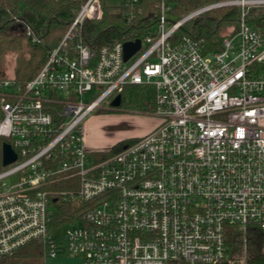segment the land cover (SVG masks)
I'll use <instances>...</instances> for the list:
<instances>
[{"label":"built area","instance_id":"1","mask_svg":"<svg viewBox=\"0 0 264 264\" xmlns=\"http://www.w3.org/2000/svg\"><path fill=\"white\" fill-rule=\"evenodd\" d=\"M117 1L141 40L130 59L125 41L67 40L101 17L102 1L87 0L33 79L0 80V258L38 239L46 257L68 250L83 264H250L249 228L264 233V25L249 11L264 0H213L179 18L177 0H157L139 23L143 0ZM220 8L238 10L237 28L205 53L190 23ZM128 84L153 87L159 122L99 158L85 119ZM228 226L242 234L232 253Z\"/></svg>","mask_w":264,"mask_h":264},{"label":"trees","instance_id":"2","mask_svg":"<svg viewBox=\"0 0 264 264\" xmlns=\"http://www.w3.org/2000/svg\"><path fill=\"white\" fill-rule=\"evenodd\" d=\"M87 0H0V55L9 52L29 51V58L15 72V79L24 86L33 79L46 63L50 51L56 48L66 36L70 26ZM102 1V14L98 19H85L79 29L78 37L67 40H84L94 47L111 45L119 41H128L133 35L131 24L127 23V7L119 4L109 6ZM157 0H143L136 22L146 21L147 16L155 13ZM175 14L182 17L192 9L210 3L213 0H177ZM256 20L264 25V8L252 9ZM238 10L220 8L207 12L190 23L193 34L197 37L205 53L221 47V29L227 23L236 21ZM33 35H29L26 27ZM186 28V26H185ZM142 30V29H141ZM36 38L38 41L33 40ZM6 77L0 78V80ZM123 105L129 109L146 110L154 101L155 92L150 85H131L123 87L120 92ZM124 145L118 142L108 151H97L99 158L109 156ZM63 184L60 185L62 187ZM60 212L53 218V226L64 222L65 214L71 209L69 203L58 204ZM227 242L230 253L240 247L242 234L236 226L227 227ZM256 227H250L248 233L250 264H264V235ZM0 264H44V248L41 240H33L18 248L10 255L0 258Z\"/></svg>","mask_w":264,"mask_h":264},{"label":"rangeland","instance_id":"3","mask_svg":"<svg viewBox=\"0 0 264 264\" xmlns=\"http://www.w3.org/2000/svg\"><path fill=\"white\" fill-rule=\"evenodd\" d=\"M105 1L109 6L117 7L119 5L117 0ZM175 18L178 17L175 16ZM232 27L237 28L236 21L227 22L221 29V35L229 32ZM28 58L29 51L27 50L0 55V78L15 79L17 67ZM94 96L95 90L85 93L82 97L86 101L91 100ZM113 98L104 101L102 106L89 114L84 122L85 141L97 143L102 151L110 150L118 142L126 145L137 141L138 138L145 136L150 129L152 130L153 124L157 125L159 122L153 114V101L148 104V109L136 110L127 108L123 102L119 107H113L111 105ZM91 156L93 157L92 153ZM51 210H56V206L52 205ZM44 264H83V260L80 255L62 250L56 257H46L44 254Z\"/></svg>","mask_w":264,"mask_h":264},{"label":"water","instance_id":"4","mask_svg":"<svg viewBox=\"0 0 264 264\" xmlns=\"http://www.w3.org/2000/svg\"><path fill=\"white\" fill-rule=\"evenodd\" d=\"M262 23H257V26L261 27ZM141 47V40H128L123 43L124 48V59H130ZM122 96L121 94H117L113 100L111 101V105L113 107H119L121 105ZM3 153H4V164H9L13 162L17 155L10 144L4 143L3 145Z\"/></svg>","mask_w":264,"mask_h":264},{"label":"crops","instance_id":"5","mask_svg":"<svg viewBox=\"0 0 264 264\" xmlns=\"http://www.w3.org/2000/svg\"><path fill=\"white\" fill-rule=\"evenodd\" d=\"M156 124H153V126H151V128L153 129L155 127ZM151 130V129H150ZM149 130V131H150ZM85 145L86 147L89 149V150H92V151H99L101 150L99 147V145L97 143H94V142H90V141H85Z\"/></svg>","mask_w":264,"mask_h":264}]
</instances>
